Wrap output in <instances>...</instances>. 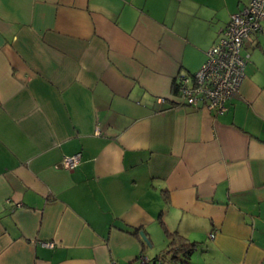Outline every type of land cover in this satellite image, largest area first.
<instances>
[{
	"label": "crops",
	"instance_id": "obj_1",
	"mask_svg": "<svg viewBox=\"0 0 264 264\" xmlns=\"http://www.w3.org/2000/svg\"><path fill=\"white\" fill-rule=\"evenodd\" d=\"M249 1L0 0V264H264V19L224 112L176 89Z\"/></svg>",
	"mask_w": 264,
	"mask_h": 264
},
{
	"label": "built area",
	"instance_id": "obj_2",
	"mask_svg": "<svg viewBox=\"0 0 264 264\" xmlns=\"http://www.w3.org/2000/svg\"><path fill=\"white\" fill-rule=\"evenodd\" d=\"M262 19L264 0H250L230 15L226 26L207 50L200 68L191 75L179 77L176 89L183 103L193 106L202 103L214 114L225 111L226 101L237 95L245 75L249 59V53L243 51L246 39L262 31ZM79 157V153L64 155L61 165L72 169L78 164ZM140 261L147 263L149 259L141 255Z\"/></svg>",
	"mask_w": 264,
	"mask_h": 264
},
{
	"label": "trees",
	"instance_id": "obj_3",
	"mask_svg": "<svg viewBox=\"0 0 264 264\" xmlns=\"http://www.w3.org/2000/svg\"><path fill=\"white\" fill-rule=\"evenodd\" d=\"M131 232L141 240L143 245L146 244V242L144 241L143 237L140 234V229L138 227L134 228ZM167 236H168L167 249L163 250L157 257L149 259L147 263H142L140 261L139 256H137L134 260H132L130 263L127 264H188L189 257L193 252V250L196 248V242L188 241L186 239L184 240L176 239V237H174L175 236L174 233L167 232Z\"/></svg>",
	"mask_w": 264,
	"mask_h": 264
},
{
	"label": "rangeland",
	"instance_id": "obj_4",
	"mask_svg": "<svg viewBox=\"0 0 264 264\" xmlns=\"http://www.w3.org/2000/svg\"><path fill=\"white\" fill-rule=\"evenodd\" d=\"M197 250V248H196ZM148 251V250H147ZM150 253V251H148ZM149 256L148 254L146 255V257ZM148 258V257H147ZM192 264H203L202 262L200 263V259L197 256V253L194 252L193 256H192Z\"/></svg>",
	"mask_w": 264,
	"mask_h": 264
},
{
	"label": "water",
	"instance_id": "obj_5",
	"mask_svg": "<svg viewBox=\"0 0 264 264\" xmlns=\"http://www.w3.org/2000/svg\"><path fill=\"white\" fill-rule=\"evenodd\" d=\"M140 234L143 237L144 241L148 244L149 242H148L146 236L144 235V233L142 231H140Z\"/></svg>",
	"mask_w": 264,
	"mask_h": 264
}]
</instances>
